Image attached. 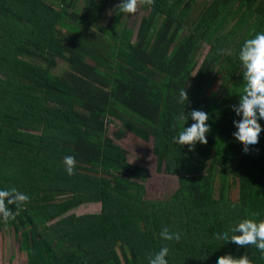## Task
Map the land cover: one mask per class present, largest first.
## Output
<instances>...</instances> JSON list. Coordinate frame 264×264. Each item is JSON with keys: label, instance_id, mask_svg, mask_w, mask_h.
Segmentation results:
<instances>
[{"label": "trees", "instance_id": "obj_1", "mask_svg": "<svg viewBox=\"0 0 264 264\" xmlns=\"http://www.w3.org/2000/svg\"><path fill=\"white\" fill-rule=\"evenodd\" d=\"M112 1L0 0V190L29 197L0 227L12 228L24 264H148L163 246L168 264L245 253L264 264L255 246L216 239L245 218L264 220V132L245 154L231 108L244 83L239 50L264 32V0H154L135 34L117 7L101 24ZM56 59L69 69L61 76ZM215 81L220 95L208 91ZM184 87L187 105L177 103ZM184 109L209 115L208 143L193 152L173 141ZM127 139L151 142L156 173L177 178L168 197L145 198L150 172L142 157L129 161ZM65 156L76 159L72 176ZM89 203L100 213H69ZM165 227L181 240H163Z\"/></svg>", "mask_w": 264, "mask_h": 264}, {"label": "clouds", "instance_id": "obj_2", "mask_svg": "<svg viewBox=\"0 0 264 264\" xmlns=\"http://www.w3.org/2000/svg\"><path fill=\"white\" fill-rule=\"evenodd\" d=\"M154 0H120L116 5L121 13L134 15L140 6H152ZM171 4V0H170ZM220 54L231 55V50H220ZM242 67L243 87L238 94L239 101L231 105L232 110L239 120H233V126L237 131L233 132L236 141L243 145L242 151L247 154L251 147L259 144L260 134L264 132V126L259 122L264 120V32H258L252 38L246 39L241 46L238 54ZM177 103L181 105L190 104L187 88H181L178 93ZM191 118L194 123L185 127ZM176 125L181 129L173 141L181 146H187L188 151H195L197 143L206 145L208 143L207 134L211 131L208 123L209 115L203 110L193 109L185 114V109L175 117ZM65 171L69 176L75 174L76 159L74 156L64 157ZM29 201V197L17 191L15 188L0 190V221L7 224L10 220H15L23 206ZM15 206V211L9 207ZM252 216L259 215L252 213ZM229 231L217 234L216 239L222 240L227 245L234 243L239 248L255 246L264 258V220L256 221L245 218L234 225ZM238 233V234H237ZM160 237L166 241L181 240L179 232L171 233L165 227ZM169 248L163 246L153 256L148 258V264H168L167 256ZM216 264H252L249 256L245 253L239 257L232 254L217 257Z\"/></svg>", "mask_w": 264, "mask_h": 264}, {"label": "rangeland", "instance_id": "obj_3", "mask_svg": "<svg viewBox=\"0 0 264 264\" xmlns=\"http://www.w3.org/2000/svg\"><path fill=\"white\" fill-rule=\"evenodd\" d=\"M210 0H196L198 5L202 3V5H206ZM120 3V0H113L112 3L108 5V7L104 10L102 17H101V24L104 26H108L111 17L114 13V9L116 8V5ZM148 13L140 6L138 12L134 15L126 14L122 20L126 24L127 28L130 29L134 34L138 29L139 22L142 17H146ZM182 36L185 35V32L181 34ZM208 46L205 44H201L196 52L198 63L200 64L207 53ZM198 64V65H199ZM197 65V66H198ZM196 68L192 71L191 75H194L196 72ZM68 66L65 62L61 61L60 59H56V67L52 70V73L55 75L61 76L65 72H67ZM218 81H215V84L212 85V87L208 90L209 92L218 91ZM119 126V123L117 121H112L108 123V131L111 133L116 127ZM133 139V137H132ZM134 140V139H133ZM121 145L126 149L127 156L129 161H136L139 159V164H144L145 167L148 168L150 174L148 175L147 181H146V192L147 196L145 195L146 199H163L165 197H168L171 193L175 191L177 188V178L176 177H170L165 176L163 173H156L154 165H155V159L150 154V148L152 146L151 142L144 143V146L137 147L134 145L132 141L127 139ZM135 162V163H136ZM122 175V174H121ZM215 196H217V192L215 193ZM231 198L232 200H236L237 198V186L234 185L231 190ZM69 213H73L75 215H82L84 213L89 214H99L100 213V204H84L77 209H74L70 211ZM67 216V214H64L61 216V218ZM26 261L25 254L19 249V242L14 237V233L12 228L8 226H2L0 227V264H24Z\"/></svg>", "mask_w": 264, "mask_h": 264}]
</instances>
